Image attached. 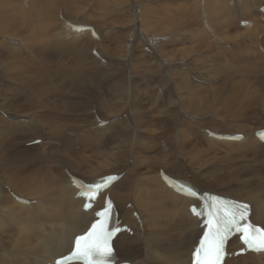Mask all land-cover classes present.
Returning a JSON list of instances; mask_svg holds the SVG:
<instances>
[{
	"label": "bare ground",
	"instance_id": "bare-ground-1",
	"mask_svg": "<svg viewBox=\"0 0 264 264\" xmlns=\"http://www.w3.org/2000/svg\"><path fill=\"white\" fill-rule=\"evenodd\" d=\"M62 1L0 0V264H47L69 252L74 237L88 227L96 209L103 207L105 197L101 195L92 210L84 211V200L77 196L80 183L76 177L92 182L109 174L122 175L107 191L114 200L119 220L133 230V236L121 232L115 238L118 262L191 264L193 248L203 229L200 227L202 220L194 216L189 207L200 206V202L183 194L170 179L163 177V173L190 183L201 193L250 203L251 220L264 227V141L256 134L264 126L244 125V131L209 128L205 134L200 129L202 138L211 148L224 146L231 151L227 155L239 157L233 161L241 159L239 167L225 168L215 174L203 169L201 162L204 160L198 158L208 153L198 148V125L189 119L192 123L187 121L189 125L186 124L183 130L186 120L182 119L181 113L194 112L189 107L199 105L198 97L204 100L202 83L205 82L186 71L189 59L185 62L184 56L189 58L190 54L185 55L184 47H174L184 46L189 41L203 42L209 22L210 27L214 26L222 33L238 19L237 26L244 29L230 38L238 39L236 46L242 48L239 54L246 56L242 61L232 58L229 66L236 74L242 72L241 69L245 73H264L251 54L264 56V11L259 10L264 6V0L256 11L253 0H203L204 5L212 2L208 6L211 21L190 28L183 18L171 21L169 17H163L168 20L160 19L162 22L153 16L156 23L153 22L152 16H148L152 10L145 13L143 5L146 4L137 6L139 2L149 0H98L97 6L104 8L105 16L110 17L118 4H122L120 12H127V16L134 13L136 24L124 41L117 40L114 28L106 23L70 19V7H63ZM200 1L195 0L194 17L201 10ZM219 5L222 11L218 9ZM173 6L176 14L179 8ZM179 6L185 7L184 4ZM168 9L163 7V16L173 15ZM82 10L80 8L76 13L80 14ZM5 12H11V17L3 15ZM221 13L225 18L220 16ZM83 17L98 18L96 11ZM18 18L23 22L15 27L13 23ZM128 21L129 18L114 13V23L125 25ZM242 21L245 26L241 25ZM85 25L93 26L94 32L74 29ZM187 33L192 38L186 41L183 37ZM105 41L113 46H105ZM146 46L150 47L149 51L139 50ZM200 48L203 53L202 46ZM172 53L174 58H169L168 54ZM221 53L214 54L223 56L224 52ZM110 55L118 58L111 60ZM224 56L222 58L227 59ZM247 58L249 62L245 61ZM15 59L25 67L17 66ZM168 59H174V62ZM247 64L251 67L247 68ZM252 80L261 82L263 76ZM209 83H218V80L205 84ZM99 84L104 86L103 94L106 90L100 99H118L119 107L124 104L122 114L127 112V118L120 117L122 114L113 115V108L106 109L100 100L93 106V100L85 94L91 85ZM234 84L240 86L237 81ZM109 88L114 95L108 92ZM68 89L74 90L76 96L68 95ZM150 90L154 100L148 101L153 106L149 113H163L168 123L163 119L162 125L154 126L147 120L148 112L140 100L147 97ZM226 95L223 103L228 109L224 114L228 117L231 113L230 118L232 114L235 117V98L231 93ZM247 98L242 99L246 101ZM198 111L204 113L206 109ZM109 119L115 120L105 126L99 125ZM237 133L243 137L228 136ZM29 136L32 138L27 139ZM37 139H41L39 144L27 146ZM100 142L107 147L114 145L106 152L113 159V167L101 165L81 152V149L90 148L92 144L98 146ZM158 142L160 156L157 159L160 160L141 155V145L154 149ZM167 142L169 148L165 150L163 144ZM34 149L39 152L34 153ZM67 150L76 152V156L68 158L70 152ZM178 154L182 155L181 159ZM227 155L226 159H229ZM164 168L178 169L186 176L167 173ZM80 172L85 173V178L78 176ZM242 247L238 238L232 239L229 243L232 255L225 264H264V253L248 251L235 256L234 251Z\"/></svg>",
	"mask_w": 264,
	"mask_h": 264
},
{
	"label": "rangeland",
	"instance_id": "rangeland-1",
	"mask_svg": "<svg viewBox=\"0 0 264 264\" xmlns=\"http://www.w3.org/2000/svg\"><path fill=\"white\" fill-rule=\"evenodd\" d=\"M61 1L62 0H57V2H59V3ZM202 1L203 0L200 1L201 4L198 3L199 9L201 8V10H199V15L195 16L198 21L195 20V17H194V14H196V12L194 10H192V8L195 4V0H171V1L170 0L169 1L168 0H166V1L165 0L164 1L163 0H156L154 2H153V0H149V2H139L137 6L140 8V7H142L143 4H146V5H143V6H145V9L143 12H145V11L148 12V11L152 10V13L149 12V14H151V15L148 14V16L149 17L152 16V18H153L152 20H154L153 22L156 21L153 16L156 17L157 21L163 20L165 22L168 20V19L166 20L165 18H168V17L170 18L171 21H174V20L177 21V20H179V18H183L186 21V23H188L187 25L189 27V26H194V25L195 26H201V25L207 24L209 21H211V18H210L209 13H208V6L210 4H212V2H208L206 5H204L203 4L204 1L203 2ZM13 2L15 3V1H13ZM97 2H98V0H63L61 5L63 7H66V6L70 7V11H69L70 19L78 20V21L85 20L86 22H90L92 24H94L96 21H101L102 23H106L107 25L114 28V32H115V35L117 37L116 38L117 40H120V41L127 40L128 36L130 35V31L132 29V26L133 25L135 26V24H136L135 19H134L135 18L134 13L130 12L129 15L127 16V12H120V9L123 7L122 4H118L117 6H115L114 10H113L114 13L119 14L122 17L129 18V21L127 24L118 25V24L113 22L114 13H112V15H110V17L105 16L104 8L97 6ZM260 2L262 4L263 0H253L254 5L252 4V6H253L254 10L257 9L261 5ZM158 4H160L161 6L159 7ZM183 4L185 5L184 9H182L179 6V5H183ZM148 5H149V7H148ZM173 5H176V7L179 8V11L177 10L176 14H175V11L173 10V7H175ZM201 5H202V7H200ZM165 6H166V8H165ZM96 7H97V9H95ZM163 7L165 10H169L168 8H170V11L172 10L171 14H173V15L170 14L171 16H168L166 14V16H163V14H164ZM80 8H83L82 12L80 14L76 13L79 11ZM139 8H137V12H139L138 11ZM218 9L222 11L221 5L218 6ZM9 10H10V6H9ZM259 10H260V8H259ZM93 11H96V14L98 16L97 20H93L91 18L84 19L83 15L91 14V13H93ZM158 11H160L161 13L160 12L158 13ZM10 13L11 12H5V13H3V15H7L10 18L11 17ZM159 14H161V15H159ZM255 15L258 17L257 12L255 13ZM173 16H174V18H173ZM220 16L222 18H225V16L222 13ZM106 17H108V19H106ZM163 17H165V18H163ZM160 19H162V20H160ZM223 20L224 19H220L219 21H223ZM237 20L238 19L234 20V23L232 26H228V27L224 28V30L225 31L227 30V32L223 31L222 33H219L222 30L219 31L214 26L210 27L209 25L211 24V22H209V24L207 25V31L203 35L204 36L203 42H205L206 44H204L201 41L198 42V44H197V42L195 44L194 42L192 43L189 41L184 46H180V45L174 46L176 48L184 47L185 55L188 54V56H189V54H190L191 57L189 56V58L188 57L185 58V56H184L185 62L189 59V61H188L189 64H188V62H186V66L188 67L186 69V71H189L190 75H192L193 73L196 74L198 76V78L204 79L205 83L207 81L218 80V83H209V84H205V83L203 84L202 83V85H203L202 87L204 88V89L202 88V90L204 92L202 94L204 97V100H201L198 97L197 100H198L199 105L189 107L190 109H193L194 112L185 111V112L181 113V117H183L182 119L186 120V123L184 125L183 130L185 129V127L187 125H189V123H192V121L189 122L190 120L195 121L194 122L195 124L193 123L194 125H198L197 126L198 148L200 150H204L208 153V154L201 155L200 158H198V159L204 160V161L201 160L202 161L201 162L202 168L205 170H208L211 174H215L217 172H220L222 169L224 170L225 168L239 167L241 165V162H240L241 159L239 161L238 160L233 161V158H239V157H234L232 154L227 155V153H231V151L224 146H218L217 148H211V146L208 144V142L202 138V136H201L202 133L199 131L200 129H202V132L205 134V131L209 128L216 129L219 131H233V130L244 131L245 130L244 125H250L253 128H256L257 126H264V73L261 72V73L255 74L252 71L251 72L249 71V73H245L244 70L241 69L242 72H239L236 74L234 72V69L229 66V62H231V61L233 62L232 58H237L240 61H242L243 57L246 56L245 54L243 56H242V54H239V50H241L242 48H239L236 46L238 39L235 40V39L230 38V36L236 35V34L242 32L244 29V28H239L237 26ZM20 22L22 23L23 21L20 18H18L13 24L16 27V24L20 23ZM81 22H84V21H81ZM198 22H199V24H197ZM175 25H177V24H175ZM238 25L240 26V24H238ZM102 29L104 30L105 28H102ZM214 30H216L217 32ZM162 34H164V33H162ZM208 34L211 35L212 39H211V37H209ZM207 35H208V37H207ZM223 37H225V38H223ZM183 38H186V41H187L188 39L192 38V35H190V33H187ZM207 38H209V40ZM210 40H211V42L213 41V43H210V42L208 43V41H210ZM109 43L110 42L105 41L104 45L109 46ZM183 44H181V45H183ZM227 44L229 45V47L226 46ZM205 45L209 46V47H205ZM242 45L245 46L243 43H242ZM112 46L113 45H111L109 47H112ZM192 46H194V47H192ZM197 46H198V48H196ZM201 46H202L203 53L201 52V48L199 49V47H201ZM219 47H223V48H219ZM190 48H192V51L195 50V52L190 51L191 50ZM108 49H112V48H108ZM198 49L200 51L199 53H198ZM205 49L207 51L204 52ZM139 50L140 51L141 50L149 51L150 47L146 46V47H144V49L139 48ZM253 50H254V48H253ZM219 52L220 53L224 52V54L227 56V59L224 58L225 59L224 60L222 58V57H225L224 54H223V56H221L222 53L220 56H217V54H214V53L220 54ZM198 54H200V56H198ZM251 54L257 59L256 63L258 64V66L262 67L264 69V56L256 57L255 53H251ZM114 55L116 56V54H114ZM168 56H169V58H174L173 53H172V55L168 54ZM219 57H221V58H219ZM108 58L111 60H114L118 57H113L110 55ZM192 58L194 59V62H193ZM195 59L197 60V62L195 61ZM199 59L204 60V61L202 62ZM220 59H222V60H220ZM247 59L248 60H245V61L249 62V58H247ZM168 61L173 63L174 59L172 61H171V59H168ZM14 62H16L17 66L23 65L25 67V65L23 63H21L18 59H15ZM107 62L111 63V61H107ZM193 64L196 65L195 67H197V68H194ZM191 66H192V68H191ZM246 67L250 68L251 65L247 64ZM199 68H201V69H199ZM190 70H191V72H190ZM262 76H263V80L261 82H256L253 80H252L253 82L251 81V79H258ZM193 78L190 77L191 80H194ZM194 81L197 82L196 80H194ZM236 81L238 82V84L240 86H235L234 83ZM197 83H201V82H197ZM205 87H206V89H205ZM103 89H104V86L102 84L91 85L90 89L85 94V96L89 100H93V106L96 104V102L98 100H100V101L104 102V104L106 105V109H108L110 107H111V109L113 108L112 109L113 115L119 116L120 114H122L124 111V104H122L119 107V103L117 101L118 99H116V98L108 99L109 97H107L106 99H100V97L106 93V90H104V94H103ZM108 92L113 93V95L115 94L111 88L108 89ZM227 92L231 93L235 98V102L233 104L234 105L233 111L236 112L237 115H235V117H234V115L232 114L231 118H230L231 113L228 114V117H227V114H224L227 112V109H228V106H226V104H224L225 103L224 98L227 96L226 95ZM66 93L70 96H76L74 90H72V89H68L66 91ZM151 95H152V91L150 90V93L147 95V97L144 96L140 100L141 103L143 104V106L146 108V112H148V116L146 118L154 126L155 125H162L163 119L165 120L163 113H161V112H158L156 114L149 113L153 109V106H151V104L148 102L149 100H154V97H152ZM217 96H219L220 98ZM238 96L241 98H238ZM246 97H249V98H247L248 100L246 99V101H245V99H242V98H246ZM110 98H112V96H110ZM219 99H221V100L219 101ZM237 99H240V101ZM249 100H251V101H249ZM108 104H109V106H108ZM203 108L206 109V111H204V113H203V111H198V110H201ZM86 112H90V111H86ZM186 112H188V113H186ZM127 115H128V113L124 112V114H122V116H120V117H124V119H125V118H127ZM114 120L109 119L107 121L109 123L110 121L113 122ZM165 121L168 123V119H166ZM196 122H199L203 125L201 126L198 123L196 124ZM174 135L176 137V134H173V136ZM183 135L185 136V135H187V133L186 134L183 133ZM183 135H182V138H185V137H183ZM30 138H32V137L29 136L27 139H30ZM159 141H162V140H159ZM32 145H35V144H32ZM99 145H101V146H99ZM99 145L94 146V144H92L90 148L81 149V152L85 155H88V157H91V159H94V161H97L101 165H104V166L109 167V168L113 167V159L111 158V156H108L106 154V152L110 151L114 145H110L107 147V145H104L102 142H100ZM27 146H31V145L28 144ZM140 148H141V155L152 157L155 161H156L157 157L159 158V156H160V154L158 153L160 150L159 142L157 144V147L154 149H147L145 145H141ZM163 148L165 150H167L169 148V142L164 143ZM104 149H106V150H104ZM32 151L34 153L39 152L38 149H34ZM67 151L70 152V154H68L70 157L67 156L68 158H74L76 156V152L72 153V151H70V150H67ZM79 152H80V150H79ZM110 153L112 154L113 151H111ZM60 155H62V154H60ZM226 155L229 156L230 158L226 159ZM178 157H179V159H181L182 155L178 154ZM210 157H211V159H210ZM158 160H160V159H157V161ZM94 161H92V162H94ZM204 162L205 163L208 162L209 164L208 163L205 164ZM210 162L211 163L213 162V164H211ZM217 162H218V164H217ZM202 163L206 166H204ZM219 163L221 166L219 165ZM221 163L223 164V166ZM207 165H209V166L207 167ZM95 166H97V165L94 164V168H96ZM222 167H224V168H222ZM164 169L167 173L168 172H174V173H178V174L183 173V172L179 171L178 169H175V170H172V169L170 170L169 168H164ZM77 174H79L78 175L79 177L85 176V173H83V172H80ZM183 174H184V176H186L185 173H183ZM83 178H85V177H83ZM130 236H133V234L132 235L130 234ZM136 257H138V256H136Z\"/></svg>",
	"mask_w": 264,
	"mask_h": 264
},
{
	"label": "snow or ice",
	"instance_id": "snow-or-ice-1",
	"mask_svg": "<svg viewBox=\"0 0 264 264\" xmlns=\"http://www.w3.org/2000/svg\"><path fill=\"white\" fill-rule=\"evenodd\" d=\"M249 210L248 205H240L236 212L230 213L232 222L234 226H236V231L242 233L243 238L249 247L264 248V230H260L257 235L255 234L257 231L255 225H236V217L238 216L240 220L245 221ZM209 215L211 216V213H209ZM95 228L96 225H93V229ZM110 235L111 234H109V236ZM90 239L91 234L77 238V252L75 255L87 260L88 264H103L105 258L111 256L112 249L105 247L102 250L99 244L89 242ZM224 240L225 237H220L218 243H214L210 247H202L201 249H198L197 251L201 255L200 264H219V260L223 255ZM81 241H85V244L81 245Z\"/></svg>",
	"mask_w": 264,
	"mask_h": 264
}]
</instances>
